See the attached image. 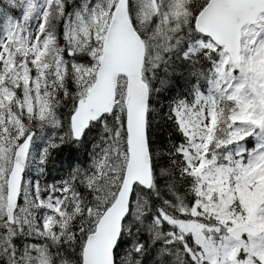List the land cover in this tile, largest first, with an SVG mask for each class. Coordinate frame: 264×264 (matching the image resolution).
<instances>
[{"label": "snow or ice", "instance_id": "snow-or-ice-1", "mask_svg": "<svg viewBox=\"0 0 264 264\" xmlns=\"http://www.w3.org/2000/svg\"><path fill=\"white\" fill-rule=\"evenodd\" d=\"M0 264H264V0H0Z\"/></svg>", "mask_w": 264, "mask_h": 264}]
</instances>
